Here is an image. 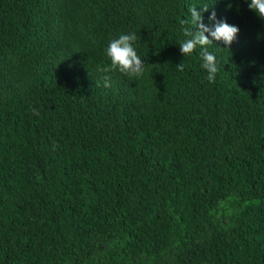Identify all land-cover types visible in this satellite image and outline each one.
Here are the masks:
<instances>
[{
    "label": "trees",
    "instance_id": "1",
    "mask_svg": "<svg viewBox=\"0 0 264 264\" xmlns=\"http://www.w3.org/2000/svg\"><path fill=\"white\" fill-rule=\"evenodd\" d=\"M192 6L239 28L208 48L215 83L180 53ZM130 32L143 75L100 72ZM0 264H264V20L246 0H0Z\"/></svg>",
    "mask_w": 264,
    "mask_h": 264
},
{
    "label": "clouds",
    "instance_id": "2",
    "mask_svg": "<svg viewBox=\"0 0 264 264\" xmlns=\"http://www.w3.org/2000/svg\"><path fill=\"white\" fill-rule=\"evenodd\" d=\"M248 9L253 11L260 19L264 20V0H246ZM196 6L188 9L189 18L181 20V30L185 39L179 44L181 55L190 56L198 48L202 59L201 67L206 70L209 83H215L219 66L214 53L208 51L212 44L219 46L222 43L225 48L236 40L239 28L226 22L225 19H217L215 10L208 17V24L203 22V13L209 10V6L202 7L200 11ZM135 32L120 34L112 39L105 49V55L110 60L108 67H100L99 71L110 73L118 71L129 77H141L145 71V61L138 54L135 44L137 42ZM220 47V46H219ZM178 70L183 71V64L176 65ZM111 77H103L104 87H110ZM34 114H38L33 110Z\"/></svg>",
    "mask_w": 264,
    "mask_h": 264
}]
</instances>
